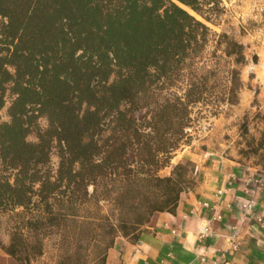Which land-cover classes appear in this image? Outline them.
I'll list each match as a JSON object with an SVG mask.
<instances>
[{"label":"trees","instance_id":"16d2710c","mask_svg":"<svg viewBox=\"0 0 264 264\" xmlns=\"http://www.w3.org/2000/svg\"><path fill=\"white\" fill-rule=\"evenodd\" d=\"M222 3L0 0V111L7 94L13 96L9 120L0 116V212L43 205L27 221L42 233L72 222L77 202L99 210L101 233L95 234L92 220L84 232L91 255L75 251L59 264H106L117 237L138 242L157 213H176L182 193L197 184L190 160L175 165L170 175L157 172L179 147L172 137L186 135V101L169 100L150 118L139 113L153 88L172 84L209 40V26L187 8L211 21ZM216 42L237 65L230 86L236 95L240 67L248 61L244 44L227 33ZM253 60L258 62L257 54ZM41 117L48 120L44 130ZM32 133L37 141L28 140ZM156 136L161 138L153 144ZM54 143L60 158L56 174L50 168ZM248 147L264 173V131ZM104 206L108 213L100 214ZM35 241L31 245L25 233L13 232L0 245L30 264L42 254L39 234Z\"/></svg>","mask_w":264,"mask_h":264},{"label":"rangeland","instance_id":"374dc122","mask_svg":"<svg viewBox=\"0 0 264 264\" xmlns=\"http://www.w3.org/2000/svg\"><path fill=\"white\" fill-rule=\"evenodd\" d=\"M222 2L221 10L212 15L211 21L187 8L209 26V40L201 52L190 55L185 71L172 84L153 88L147 98L149 105L139 113L142 115L147 112L146 116L150 118L152 110L169 100L179 98L188 104V125L184 130L186 135L181 140L179 134L178 137H172L178 138L180 144L172 152L171 161L158 168L157 172L161 176L170 175L178 163L186 160L193 162L199 156L211 153L221 154L225 159L239 165L260 168L259 158L248 151V142L254 138L257 141L264 131V0ZM222 33H227L244 44L248 60L247 64L239 66L242 84L236 95L230 93V86L232 70L237 65L232 57L224 54L222 47H218L216 42L218 35ZM255 54L258 55L257 63L253 60ZM12 98L11 94H7L6 106L0 111L3 121L9 120L7 109ZM175 122L177 126V119ZM38 125L42 130L46 129V117L39 118ZM146 131L152 133L150 128ZM166 136L169 137V134ZM160 138H153L151 142L156 144ZM28 140L37 141V135L30 134ZM58 147L54 143L50 162L53 174H56L60 162ZM77 206L78 215L71 219L72 222L68 221L63 228L52 226L42 233L35 232L27 221L43 205L32 206V211L28 212H22L23 208L2 211L0 240L8 244L13 232L25 233L32 245L39 234L42 238V254L30 264H59L66 254L75 251L77 256H84L86 253L91 255L92 249L86 248L84 232L88 226L87 220H92L95 223L92 226L95 234L101 233L99 210L86 201L77 202ZM101 212L107 214V207L104 206L100 214ZM114 217L113 215L112 221L115 220Z\"/></svg>","mask_w":264,"mask_h":264},{"label":"crops","instance_id":"0c3cea01","mask_svg":"<svg viewBox=\"0 0 264 264\" xmlns=\"http://www.w3.org/2000/svg\"><path fill=\"white\" fill-rule=\"evenodd\" d=\"M193 162L197 184L182 193L176 213H157L138 242L117 237L108 250L106 264H264V223H253L257 215L264 218V190L246 195L241 184L234 181L230 191L220 192L230 182V175L255 168L214 153L199 156ZM246 196L254 199L255 207L249 220L242 222L240 204L247 200ZM205 201L212 209L202 204ZM214 209L224 213L225 220L212 221L215 234L199 240L203 219L210 217ZM232 225L239 227L235 250ZM0 264L22 263L0 245Z\"/></svg>","mask_w":264,"mask_h":264},{"label":"built area","instance_id":"2783aa9c","mask_svg":"<svg viewBox=\"0 0 264 264\" xmlns=\"http://www.w3.org/2000/svg\"><path fill=\"white\" fill-rule=\"evenodd\" d=\"M196 173H197V169L195 170V174ZM229 180L230 182L227 183V187L220 192L230 191L232 189V184L234 181L241 184L242 189L246 193V195H250V194L254 195L264 190V173L259 169L247 170V172H241L236 175L235 174L230 175ZM202 204L205 207H209L212 209V206L208 201L202 202ZM240 207H241V221L247 222L249 220L250 213L254 211L255 201L254 199L245 200L242 202V204H240ZM214 220L224 221L225 220L224 213L217 212L216 209H214L213 214L210 217H205L203 219L204 225L202 226L198 234L199 240H203L215 234L214 230L211 228V223ZM253 223L257 225L263 224L264 219L262 218V216L257 215L254 217ZM232 229L234 231L233 234L231 235L232 236L231 240H232V246L235 250L236 248H238L239 245V241L237 240L239 227L236 225L234 226L232 225Z\"/></svg>","mask_w":264,"mask_h":264},{"label":"bare ground","instance_id":"6f19581e","mask_svg":"<svg viewBox=\"0 0 264 264\" xmlns=\"http://www.w3.org/2000/svg\"><path fill=\"white\" fill-rule=\"evenodd\" d=\"M191 12V11H190Z\"/></svg>","mask_w":264,"mask_h":264}]
</instances>
